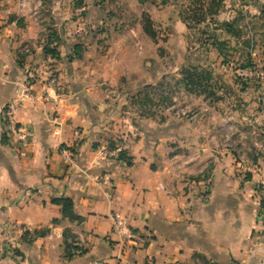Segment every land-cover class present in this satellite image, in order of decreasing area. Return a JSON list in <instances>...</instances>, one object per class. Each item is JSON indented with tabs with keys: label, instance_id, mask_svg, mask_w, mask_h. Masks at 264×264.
Segmentation results:
<instances>
[{
	"label": "crops",
	"instance_id": "0c3cea01",
	"mask_svg": "<svg viewBox=\"0 0 264 264\" xmlns=\"http://www.w3.org/2000/svg\"><path fill=\"white\" fill-rule=\"evenodd\" d=\"M216 2L0 0V264H264V90L242 78L195 106V122L137 100L191 59L214 67L218 44L238 70H264V0ZM26 68L38 79L15 116L29 135L19 150L2 111Z\"/></svg>",
	"mask_w": 264,
	"mask_h": 264
},
{
	"label": "rangeland",
	"instance_id": "374dc122",
	"mask_svg": "<svg viewBox=\"0 0 264 264\" xmlns=\"http://www.w3.org/2000/svg\"><path fill=\"white\" fill-rule=\"evenodd\" d=\"M27 4H28V0L25 1L24 7ZM200 18L201 16H194V18H191V20L193 19L195 21L196 19H200ZM229 32L227 33H229L232 36L234 35L231 34V32L236 34L234 30H231ZM221 46H222L221 44H218L214 48L215 49L214 51L218 54V56L215 57L217 62L214 63V67L211 68L209 64L203 66L200 63V61L196 59L195 60L191 59V61L186 63V65L184 66L182 65L181 68H179L180 70L177 72L176 76L172 75L171 77L163 81V83L156 82L154 86L144 88L143 91L140 93V96H138L137 100H139L142 105L147 106L148 108L152 106V108H154V115L158 114L157 112H161L160 106L163 105L165 108H167L166 111L168 112V115H170V117H172L173 119L178 120V117L175 114L179 110L190 109L199 113V109H197L195 106H199V104L203 100L204 101L208 100L209 102H212L215 100V97L217 96H220L222 98L225 96L226 97L229 96L230 94L227 95L229 92H226L223 89L224 87L231 89L233 93H235L239 88L245 87V85L250 88H254V89L259 88L264 90V76L262 80H255L252 79V77L245 78L242 76L243 72H251L253 70H256L253 72L262 71L264 73V70L260 66L252 63L251 64L242 63L241 66L244 67L238 70L237 67L234 66L237 65L238 63L235 62L233 57L235 55L237 56L239 53L233 48L228 49V48H222ZM50 48H52L51 45ZM57 48L58 46L56 47L55 50L59 54ZM193 48L194 47H191V50ZM187 54H190V56H192L193 53L189 51L188 53H186V55ZM176 66L177 65H174L173 69L176 68ZM46 67L48 66L46 65ZM233 69L235 70V72L238 73V76L234 73ZM182 70L185 71L191 70L193 71L192 73L202 74L201 77L195 78L193 83H188L189 89L192 88L193 86H199L198 88L196 87L191 91H186V89L182 87V84L178 83L182 80V78H184V76L181 73ZM213 72H215V75H213ZM242 78L245 80L248 79L246 81L247 84L245 85L243 84ZM176 102L178 103L176 104ZM149 113L150 112L144 114L148 115Z\"/></svg>",
	"mask_w": 264,
	"mask_h": 264
},
{
	"label": "built area",
	"instance_id": "2783aa9c",
	"mask_svg": "<svg viewBox=\"0 0 264 264\" xmlns=\"http://www.w3.org/2000/svg\"><path fill=\"white\" fill-rule=\"evenodd\" d=\"M26 0H18V5L20 7L24 6ZM21 53L26 54L28 53V48L23 47L21 49ZM256 71V70H253ZM243 72L242 76L245 78H250L255 80H262L264 73L262 71L260 72ZM25 74L27 75L26 82L20 86L18 90V96L15 100H12L9 102L2 111V121H3V127H4V134L6 138L11 142L13 146H15L17 149L22 150L25 148L29 142V135L26 131H24L22 128L18 126L15 120L16 113L18 111V108L20 104L22 103V99L30 98L29 95V85L32 82H36L38 79L37 73L33 72L29 68L25 69ZM47 85L54 86L56 84V78L52 75L47 79ZM178 119L185 120L187 122H195L199 118V113L190 109H184L179 110L175 114ZM112 156L117 158L118 151H114L112 153ZM258 220L260 224L262 225V232L264 233V183L261 184L259 188V202H258ZM115 229L118 231L121 230L123 226V222H121L118 218V216L115 217ZM7 250L6 245L0 246V256L5 253ZM113 264H128L126 262H123L120 258Z\"/></svg>",
	"mask_w": 264,
	"mask_h": 264
},
{
	"label": "trees",
	"instance_id": "16d2710c",
	"mask_svg": "<svg viewBox=\"0 0 264 264\" xmlns=\"http://www.w3.org/2000/svg\"><path fill=\"white\" fill-rule=\"evenodd\" d=\"M222 0H217V2L215 3L216 6H220V3H221ZM184 21H188L190 20L189 18H183ZM202 19H196V21H201ZM192 21V20H191ZM222 27L224 28L225 31L229 32L233 29V25L229 24V23H222L221 24ZM230 33V32H229ZM231 34L235 35V33H232ZM55 36L51 33L49 34L48 36V41H47V44L44 46V54L45 55H49L50 57H56L57 56V52H56V47H52L50 48V43L52 41H54L52 38H54ZM193 71L191 70H182L181 73L182 75L184 76V78H182V80L180 82H178L179 84H182V87L184 89H186V91H191L193 90L194 88H198L199 86H193L192 88L189 89V85L188 83H193V81L195 80V78H199L202 76V74H195V73H192ZM182 76V77H183ZM181 86V85H180ZM180 89V88H178ZM165 102V101H164ZM117 159L119 161H122V162H125L127 165H130V161L129 159L125 156V154L123 152H119L118 153V156H117ZM54 203H56L57 205H60L61 206V210H62V215L64 217H67L69 219H76L78 221H80V219L78 218H74L73 217V214H72V202L70 200H65V199H57V200H54ZM80 254H82V252L80 251ZM66 258H70V254H66Z\"/></svg>",
	"mask_w": 264,
	"mask_h": 264
}]
</instances>
